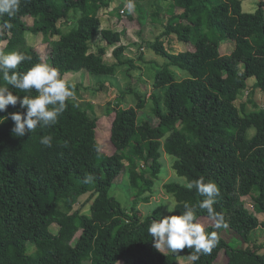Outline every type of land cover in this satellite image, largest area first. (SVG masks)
<instances>
[{"label": "trees", "instance_id": "obj_1", "mask_svg": "<svg viewBox=\"0 0 264 264\" xmlns=\"http://www.w3.org/2000/svg\"><path fill=\"white\" fill-rule=\"evenodd\" d=\"M160 1L169 16L150 44L166 60L152 83L154 91L163 90L165 112L159 94L151 93L157 124L138 120L146 99L134 93V105L125 107L120 100L113 109L109 140L115 150L101 152L97 118L76 98L81 83L73 84L74 97L66 101V110L54 125L37 127L23 137L13 134L10 114L26 109L18 102L0 112V120L4 119L0 123V264H177V258L188 256L190 250L180 254L158 250L148 225L153 218L179 214L184 202L196 205L202 200L195 188L185 186L201 176L220 188L214 208L224 214L228 227L217 230L212 221L205 225L207 231L218 232L220 241L195 264H264L263 247L252 239L257 228L264 231V216L262 220L257 216L264 214V106L250 100L257 90L264 92V0L253 12L243 10L242 0ZM101 7H108V2L21 0L14 16H0V41H6L0 50H18L30 57L17 69L27 71L43 60L26 44L24 33H42L51 43V65L61 75L71 71L114 75L132 61L123 58V44L113 50V63L103 58L105 46L90 49L89 41L100 27ZM70 11L77 21L63 32L58 22ZM160 11L155 10L154 21H159ZM24 16L34 18L31 26ZM144 19L140 12L139 23ZM99 32L110 45L119 43L123 33ZM172 34L179 42L191 43L193 50L169 51L163 37ZM56 35L59 38L52 40ZM224 38L234 41L228 55L219 52ZM171 67L186 70L188 76L175 77ZM249 78H254L252 84ZM11 90L21 98L37 95L34 90ZM244 92L255 107L250 112L244 103L240 108L235 104ZM44 136L52 137L51 147L40 143ZM161 148L175 158L176 174L186 179V184L163 185L180 208L170 213L158 205L143 217L136 206L149 201L145 194L152 191L160 173ZM125 167L132 189L130 207L109 193ZM88 175L93 176L91 182L85 179ZM84 194L91 201L88 212L74 209ZM246 196L251 197L254 212L245 206ZM202 217L209 218L198 209V218ZM53 223L58 226L56 233L50 230ZM31 245L34 250L29 252Z\"/></svg>", "mask_w": 264, "mask_h": 264}, {"label": "rangeland", "instance_id": "obj_2", "mask_svg": "<svg viewBox=\"0 0 264 264\" xmlns=\"http://www.w3.org/2000/svg\"><path fill=\"white\" fill-rule=\"evenodd\" d=\"M108 2V7H101L98 11L100 17V29H113L124 30L119 43L110 45L106 43L99 32L93 36L89 41V47L93 51H97L99 47L105 46L106 52L103 58L108 63L116 62L113 56V50L120 44L125 45V49L122 52L123 58L129 59L132 62L127 63L117 68L114 75H94L86 74L81 71L68 72L69 74L61 75L70 84H79L81 86L76 89L77 100L88 109L90 116L97 118L96 138L101 152L110 154L115 148L109 140V130L114 119V107L118 101L123 100L125 107L134 105L137 101V97L132 94H137L141 97L145 96L146 102L143 109L138 111V120H149L152 124H157L159 119L152 114V107L154 106L151 93L156 92L159 94V101L162 111L165 112L163 105V90L159 89L154 91L153 79L155 72L166 61L164 57L156 55L150 48V44L155 41L156 37L162 32L169 14L166 13L163 2L157 3V0H138L136 8L133 13H128L124 9V13H121V9L124 8L125 0H104ZM260 0H242V7L244 11L253 12L257 8V4ZM114 8V9H113ZM139 8V9H138ZM159 8L161 11L157 15L159 21H154L155 10ZM111 9H113L111 11ZM144 13L145 19L139 23V13ZM80 13H77V17ZM117 16L119 19L117 20ZM23 20L28 26H31L34 22V18L31 16H24ZM76 16L73 11L69 12L68 17L61 19L58 22L61 30L66 32L76 24ZM26 44L33 46L41 55L44 63H50L51 58V43H47L44 40L42 33H32L28 30L24 33ZM59 36H53L51 39L56 40ZM165 46L171 52H178L182 50H193L191 43L179 42L175 35H169L163 37ZM6 45V41H0V48ZM234 47V41L231 39H223L219 46V52L223 55H228ZM175 73V77L181 78L188 76V73L184 69L171 67ZM249 84H252L254 78L248 79ZM247 92L235 102L240 108V104H245L246 112H250L255 109L253 102H256L260 107L264 106V92L257 90L255 94L250 98L253 102H250ZM160 162L162 164L160 173L154 182L152 191L146 193L149 195L148 202H140L137 204L136 209L140 214L145 217L153 208L158 205H163L165 212L168 211V206L176 204L175 199L168 195L163 188V185L167 182L174 181L181 184H186L184 177L178 176L172 164L175 158L167 154L162 148ZM110 195L118 199L122 204L130 207V199L132 196V189L129 184L127 167L123 169L120 176L114 181L110 190ZM245 202V206L249 211H253L252 200L250 196L242 198ZM91 201L88 200V194L80 196L78 202L75 204L74 209H78L82 212H88ZM260 220L263 219L264 214L257 215ZM211 222V220L209 219ZM208 222V221H206ZM58 226L53 223L50 226V230L56 233ZM79 233L76 235L78 236ZM252 239L257 242L258 245H262V251L264 250V231L261 227L257 228L252 235ZM232 241V240H231ZM234 239L233 242H237ZM163 247V252H169ZM34 246H29L28 251L32 252ZM186 257V256H185ZM219 260L217 259L215 263ZM179 260L177 258V264Z\"/></svg>", "mask_w": 264, "mask_h": 264}, {"label": "clouds", "instance_id": "obj_3", "mask_svg": "<svg viewBox=\"0 0 264 264\" xmlns=\"http://www.w3.org/2000/svg\"><path fill=\"white\" fill-rule=\"evenodd\" d=\"M20 4L21 0H0V16L5 14L9 17L14 16L19 11ZM135 8V0H125L124 9L128 13H133ZM30 59L18 50L10 52L0 50V72L3 73L4 81L0 84V112L5 111L9 105L15 106L18 102L21 109H26L25 112L16 111L10 114L14 122L12 132L17 137L32 133L37 127L54 125L66 110V101L74 97L75 85L62 78L59 70L50 63L38 62L27 71L17 70L22 62ZM9 86L25 93L34 90L37 95H24L21 98L14 94ZM3 121L4 119L0 120V123ZM40 143L51 147L52 137L44 136ZM85 179L91 182L93 176L88 175ZM185 186L190 190L195 188L203 199L196 205L184 202L183 210L179 214L153 218L148 225V234L153 238L154 246L158 250L166 247L172 253L180 254L185 248L189 249L188 259L195 264L202 254H211L220 241L217 231L206 230L198 218V209L206 211L215 229H225L228 224L224 214L214 208L216 197L220 196V188L213 180H206L201 176ZM178 207L171 204L168 211L172 213Z\"/></svg>", "mask_w": 264, "mask_h": 264}, {"label": "crops", "instance_id": "obj_4", "mask_svg": "<svg viewBox=\"0 0 264 264\" xmlns=\"http://www.w3.org/2000/svg\"><path fill=\"white\" fill-rule=\"evenodd\" d=\"M114 9V8H113ZM113 9H111V11L113 10ZM114 17H116L117 18V20L119 19L117 16H114ZM120 30V29H119ZM123 32H124V30H123ZM65 74H69V73H65ZM200 221L204 224V225H206V224H208L210 221H209V218H200ZM206 221H208V222H206ZM161 250H163V247L161 248ZM167 250V249H166ZM178 260H179V262H178V264H192V262L188 259V256H186L185 257V255H181V256H179L178 257ZM218 260H220L219 259V257H218ZM223 262V261H222Z\"/></svg>", "mask_w": 264, "mask_h": 264}, {"label": "built area", "instance_id": "obj_5", "mask_svg": "<svg viewBox=\"0 0 264 264\" xmlns=\"http://www.w3.org/2000/svg\"><path fill=\"white\" fill-rule=\"evenodd\" d=\"M123 10V11H122ZM121 13H124V8L121 9Z\"/></svg>", "mask_w": 264, "mask_h": 264}]
</instances>
